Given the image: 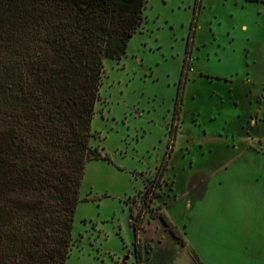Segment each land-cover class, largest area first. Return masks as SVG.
Masks as SVG:
<instances>
[{"label":"rangeland","instance_id":"374dc122","mask_svg":"<svg viewBox=\"0 0 264 264\" xmlns=\"http://www.w3.org/2000/svg\"><path fill=\"white\" fill-rule=\"evenodd\" d=\"M195 1L147 0L126 53L103 61L90 144L108 159L85 163L65 264H135L132 222L139 264L237 261L247 236L264 247V0H202L189 40ZM161 163L162 193L137 219Z\"/></svg>","mask_w":264,"mask_h":264},{"label":"trees","instance_id":"16d2710c","mask_svg":"<svg viewBox=\"0 0 264 264\" xmlns=\"http://www.w3.org/2000/svg\"><path fill=\"white\" fill-rule=\"evenodd\" d=\"M146 2L0 0V264H65L85 163L108 159L90 144L103 61L126 53ZM190 58L187 46L181 84ZM164 167L145 183L137 219L162 193ZM150 216L185 242L164 210Z\"/></svg>","mask_w":264,"mask_h":264},{"label":"crops","instance_id":"0c3cea01","mask_svg":"<svg viewBox=\"0 0 264 264\" xmlns=\"http://www.w3.org/2000/svg\"><path fill=\"white\" fill-rule=\"evenodd\" d=\"M204 207H201L202 209H211V204H204ZM190 206V204H189ZM203 210V211H204ZM155 218H159V217H155ZM154 220V219H153ZM245 231H248V228L246 227V225L244 226ZM255 236L253 237H249L247 236V238L244 239L243 241V250L244 253H246L244 256H242L244 253L241 254V259L236 261L237 257H235V261L234 260H222L218 258V254L219 252L216 253V259H215V264H263L262 260L264 259V247L263 248H253L254 244H255ZM250 249V251H246ZM153 250V249H152ZM257 256V257H256ZM201 257L203 258V260L205 261V263L207 264V261L205 259V257L201 254ZM256 257V261H254L253 259ZM263 258V259H262ZM214 264V263H213Z\"/></svg>","mask_w":264,"mask_h":264}]
</instances>
